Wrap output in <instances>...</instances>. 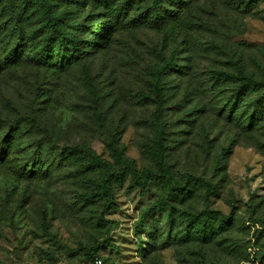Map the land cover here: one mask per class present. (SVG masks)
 <instances>
[{
	"label": "rangeland",
	"instance_id": "1",
	"mask_svg": "<svg viewBox=\"0 0 264 264\" xmlns=\"http://www.w3.org/2000/svg\"><path fill=\"white\" fill-rule=\"evenodd\" d=\"M50 2L83 25L71 32L84 43L91 25L101 28L110 21L111 41L78 65L51 67L22 59L0 72L1 113L7 105L29 112L35 92L43 90L46 99L37 113L46 130L37 137L48 151L47 163L56 166L29 171L36 144L24 133L2 158L0 264H264V117L241 126L226 103L233 88L214 87L212 74L239 60L261 77L264 0H193L185 20L162 30L119 21L111 0ZM15 20L10 1L0 0L1 43L11 40ZM169 59L191 69L162 77L164 160L174 176L216 186L210 207L230 223L213 239L182 236L183 212L204 209V188L147 215L142 227V216L162 197L160 186L131 188L128 177L115 185L114 204L104 209L103 200H85L84 193L95 189L75 179L59 157L64 145H85L111 160L106 141L114 135L139 169H157L147 153L156 106L151 84L154 69ZM87 176L98 181L99 172Z\"/></svg>",
	"mask_w": 264,
	"mask_h": 264
},
{
	"label": "trees",
	"instance_id": "2",
	"mask_svg": "<svg viewBox=\"0 0 264 264\" xmlns=\"http://www.w3.org/2000/svg\"><path fill=\"white\" fill-rule=\"evenodd\" d=\"M9 1L16 20L13 23L11 40L7 44L0 42V72L21 65L22 59L32 60L43 66L70 67L84 62L86 56L93 55L94 51L105 50L109 46L112 31L110 21L102 24L101 28L91 25L90 39L84 43L71 32L73 28L80 30L83 25L76 20H70L65 14L58 13L50 0ZM111 1V9L119 21H126L133 28L146 26L155 30H162L171 23L185 20L187 11L193 2V0ZM84 2L86 3L87 0ZM30 23L32 27L29 33L27 26ZM1 25L0 23V31ZM236 63L228 70L216 68L213 71L214 87L222 83L231 85L233 91L226 102L227 106L234 111L235 118L239 120L241 126L248 127L264 117V65L258 63L262 75L256 77L250 70V65L239 60ZM190 69V64L181 66L169 59L153 71L154 80L151 84V92L156 104L154 140L147 153L155 161L157 169L154 167L139 169L135 161L126 156L123 149L119 147L118 137L114 135L108 136L106 141L111 160L101 158L95 150L85 145H64L59 157L63 164L70 167L75 179L80 178L83 182H90L95 189V192L84 193L85 200L89 202L96 199L103 200L104 209H110L114 204L115 185L123 184L128 177L131 178V188H140L144 191L150 185L160 186L162 197L146 210L140 220L142 227L145 225L147 215L166 210L168 206H173L176 200L187 197L196 188H204V209L199 213L187 210L183 212L186 217V226L182 230V236L184 239L197 236L213 239L230 223L228 217L210 207V197L216 193V186L209 181L190 175L176 177L164 160L163 108L166 94L161 83L162 77L174 73L185 75ZM42 92L43 90L35 92L27 113H20L11 105H7L5 113L0 112V162L3 157L9 155L18 135L22 136L24 133L29 134L31 138L35 137L33 143L36 144L37 156L34 163L30 165L29 171L39 170L38 167H44L47 171L52 168L54 171L56 166L47 163L45 156L48 151L43 141L37 137L38 133L46 130L42 128L37 113V106L42 103L43 99H46L42 98ZM252 93L256 95L254 101L251 100ZM99 115L97 114V118ZM49 143L50 141H47V145ZM25 165L29 167V164ZM95 171L99 172L98 181L90 180L87 176L88 173H95ZM169 214L172 215V212ZM195 264L204 263L196 262Z\"/></svg>",
	"mask_w": 264,
	"mask_h": 264
}]
</instances>
